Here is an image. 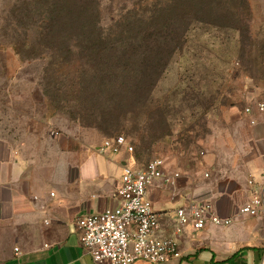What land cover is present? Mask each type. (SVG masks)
Wrapping results in <instances>:
<instances>
[{
	"label": "rangeland",
	"instance_id": "1",
	"mask_svg": "<svg viewBox=\"0 0 264 264\" xmlns=\"http://www.w3.org/2000/svg\"><path fill=\"white\" fill-rule=\"evenodd\" d=\"M169 1L100 0L97 13L110 43L127 48L152 30L159 22L157 9ZM181 2L177 23L184 20ZM50 4L60 15V0H0V132L5 136L18 141L67 131L102 141L124 136L141 165L163 158L193 179L209 144L232 133L231 119L240 120L253 99L264 95V0H249L239 29L203 21L191 25L143 103L142 94L129 90L134 76L108 77L104 71L128 62H84L83 49L76 62H59L58 42L47 45L41 36ZM226 10L217 14L232 16ZM117 22L126 26L119 29ZM86 64L96 69L91 93L81 91L79 83Z\"/></svg>",
	"mask_w": 264,
	"mask_h": 264
},
{
	"label": "crops",
	"instance_id": "2",
	"mask_svg": "<svg viewBox=\"0 0 264 264\" xmlns=\"http://www.w3.org/2000/svg\"><path fill=\"white\" fill-rule=\"evenodd\" d=\"M252 119L253 125L244 114L231 119L232 133L209 144L197 177L166 162L168 173L181 177L150 188L154 209L163 215V236L173 228L174 211L191 199L210 200L221 216L233 219L226 228H187L179 238L181 259L168 264L264 261V217L238 214L251 197L249 179L264 195V113ZM103 141L72 131L18 141L0 132V264H95L81 244L76 219L116 208L123 167H144L125 151H101Z\"/></svg>",
	"mask_w": 264,
	"mask_h": 264
},
{
	"label": "built area",
	"instance_id": "3",
	"mask_svg": "<svg viewBox=\"0 0 264 264\" xmlns=\"http://www.w3.org/2000/svg\"><path fill=\"white\" fill-rule=\"evenodd\" d=\"M256 112L264 113V95L243 111L251 118L252 125L255 124L252 116ZM101 151L111 154L125 151L133 155L134 147L124 136H116L105 139ZM180 177L178 172L168 173L163 158H156L142 168L123 167L115 192L117 207L81 216L75 221L81 244L95 264H134L137 261L168 264L181 259L179 238L187 228L201 231L209 226L226 228L233 224L232 218L217 212L212 201L191 199L174 211L171 232L167 236L161 235L163 215L154 209L149 190L160 180L168 185ZM248 186L252 188L251 197L239 207L238 214L264 217V195L254 178L248 180Z\"/></svg>",
	"mask_w": 264,
	"mask_h": 264
},
{
	"label": "trees",
	"instance_id": "4",
	"mask_svg": "<svg viewBox=\"0 0 264 264\" xmlns=\"http://www.w3.org/2000/svg\"><path fill=\"white\" fill-rule=\"evenodd\" d=\"M60 1V15L54 14L55 5H49L48 16L41 33L47 45L51 41L58 42L56 51H60L59 62H76L78 49L85 51L84 62H128L104 71L108 77L110 75L114 77L121 72L134 76V84L130 85L129 90L133 92L134 89L139 92L138 95L142 94V103L149 101L151 92L167 69L174 52L182 44L183 37L191 25L203 21L211 26L239 29L246 17L245 14L249 11V0H182L185 7L181 21L184 20L177 23L175 20L178 19L174 17L175 13L179 12L177 5L182 2L171 0L157 9L159 22L151 26L152 30L126 48L111 44L106 36L97 13L100 0ZM222 9H227L232 16L220 17L217 11ZM116 24L120 26L119 29L126 26L122 22ZM46 47L50 49V46ZM156 49L160 53L153 55ZM86 68L82 69L79 83L84 85L81 91L91 93L92 87L97 85L90 79L93 73H96V69L92 64H86Z\"/></svg>",
	"mask_w": 264,
	"mask_h": 264
}]
</instances>
